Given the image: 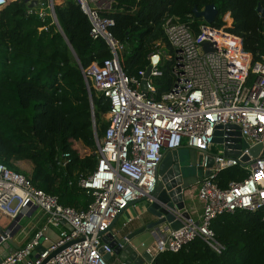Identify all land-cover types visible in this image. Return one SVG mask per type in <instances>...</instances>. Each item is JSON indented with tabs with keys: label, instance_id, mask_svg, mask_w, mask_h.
<instances>
[{
	"label": "built area",
	"instance_id": "obj_1",
	"mask_svg": "<svg viewBox=\"0 0 264 264\" xmlns=\"http://www.w3.org/2000/svg\"><path fill=\"white\" fill-rule=\"evenodd\" d=\"M14 1L0 0V10ZM55 1L47 0L46 10L27 7L26 13L41 19L49 16L54 22ZM75 1L87 16L90 37L103 39L111 53L101 65L93 62L80 68L88 94L92 89L110 107L108 126L96 142V168L78 181L93 200L85 210L64 207L56 196L35 188L29 177L0 163V212L15 219L35 208L45 215L46 226L60 229L58 240L42 253L35 250L44 240L45 228L37 230L0 264H42L67 244L45 264H111L105 255H112V248L103 239L108 234L116 237L114 228L109 230L112 222L134 202L150 203L163 152L180 149L184 144L201 154V168L209 171V176L198 183L197 197L203 203L199 219L190 218L177 230L166 228L148 247L143 243L139 247L152 257V262L157 255L177 253L196 239L221 253L224 247L211 229L213 220L239 210L264 212V55L254 61L244 51L241 38L225 31L231 24L228 13V26L217 29L203 23L198 26L199 33L193 31L192 15L186 21L166 15L161 27L168 47L174 51L173 86L156 99L152 77L161 74L166 55L161 51L163 46L157 43L148 57L150 77L145 95L141 84L146 70L140 71L138 78H130L119 63L118 54L124 46L111 33L114 20L106 15L115 0ZM37 6L45 4L38 0ZM205 43L210 44V50L204 48ZM243 143L246 148H238ZM216 144L222 150L212 154ZM258 145L261 150L255 158L250 149ZM226 152L239 154L229 157ZM244 156L248 157L245 162ZM68 158L67 153L60 155L57 165L63 167ZM232 167L245 171L246 177L221 188L216 176ZM64 224L71 230L62 227ZM126 244L135 249L127 239L120 247ZM152 262L143 259V264Z\"/></svg>",
	"mask_w": 264,
	"mask_h": 264
},
{
	"label": "trees",
	"instance_id": "obj_2",
	"mask_svg": "<svg viewBox=\"0 0 264 264\" xmlns=\"http://www.w3.org/2000/svg\"><path fill=\"white\" fill-rule=\"evenodd\" d=\"M210 4L218 12L211 26L222 28L228 13L231 24L225 31L240 37L244 51L259 60L264 55V17L257 6L264 10V0H115L106 15L114 20L111 33L124 46L118 57L125 75L138 78L159 43L168 48L170 57L160 67V76L152 77L156 99L170 91L174 51L165 41L162 20L175 15L186 21L192 15L193 31L199 33L203 23L193 9ZM54 11L63 35L51 17L27 15L24 0L0 10V163L29 177L35 188L56 196L62 206L85 210L93 199L78 181L95 170L97 145L89 96L75 56L81 68H87L93 62L101 65L111 53L103 39L90 37L87 16L75 0H62ZM91 97L100 140L108 126L102 115L110 107L92 89ZM64 153L69 154L68 162L58 166L56 160ZM24 160L33 164L28 175L15 165ZM245 177V171L232 167L220 172L216 182L225 188ZM211 229L224 247L221 253L196 239L177 253L157 255L151 264H264V212L223 214L213 220Z\"/></svg>",
	"mask_w": 264,
	"mask_h": 264
},
{
	"label": "water",
	"instance_id": "obj_3",
	"mask_svg": "<svg viewBox=\"0 0 264 264\" xmlns=\"http://www.w3.org/2000/svg\"><path fill=\"white\" fill-rule=\"evenodd\" d=\"M24 2L27 4L28 8H35L38 5V0H24ZM257 13L259 14L260 17H264V10L261 8L260 5L257 6ZM217 14H218L217 9L213 4L205 6L200 11L197 8L193 9V15L195 16V18L204 20L205 24L208 25L212 24L215 21ZM52 15L56 27L58 28L59 32L63 35L57 17L55 15L54 8H52ZM69 48L71 49L73 55L75 56L70 45ZM204 48L206 50H210V44L205 43ZM75 59L79 68H81V65L76 56ZM149 77H150V68L148 67L145 71L141 84V92L145 95L147 94V79ZM88 96H89L90 108H91V121H92L93 134L96 142H98L92 97L89 94ZM215 134H218V132H216ZM237 135L239 136L238 131H237ZM236 141L239 143L240 139H237ZM214 142H219V140L214 138ZM240 146L246 148V145L244 143L238 145V148ZM190 149L196 151V153L198 154V162L197 164H194L195 168L196 165L197 167L201 168V160H202L201 154L198 153V151L193 148ZM260 150H261V145H258L250 149V154L256 158ZM238 154H239L238 152H226V155L229 157H237ZM247 160H248L247 156H244L242 158L243 162ZM207 166L209 168L212 166V160L208 161ZM202 172H203V177L209 176V171H203L202 169ZM156 176L159 177V180L157 182L155 191L152 195V199L150 203L148 202L150 205L145 210V216L152 215L154 219L149 223H146L140 230L136 231L133 234L126 235L121 239H119L118 237H113L112 234H108L107 237L103 239L104 242L110 243L112 248V254L119 256V258L126 264H143V259L148 262H152V257L146 251H143L141 247H137L135 244H133L132 239L136 235L163 227L171 230H177L183 226L184 221L190 220L191 218L187 210L186 202L184 198V191L186 188H184L183 185V176L179 165L178 149L163 152L162 160L156 169ZM199 178L200 176L198 173L196 179H198L199 181ZM142 201L134 202L131 205H135L136 203ZM123 212L124 211H122L120 215ZM23 215L24 214L21 213L15 219L8 220L9 223L7 224V227L4 229L0 228V242H1V238L4 239L0 243V260L18 249V247L15 246L14 243L12 242V238L16 235L17 229L20 228L19 221L23 217ZM120 215L114 219L109 230H111V228H114V225L116 224ZM64 225L68 228V230H71V228L68 225L66 224ZM125 239L129 240L134 245L135 249L129 244H126L123 248H121L120 244H125ZM69 245L70 244H67L64 247H61L55 252H53L48 257V259H46L42 264H45L47 260L54 257L63 248ZM44 248L45 247L40 245L35 250V252L42 253ZM110 257L111 254L105 255V259L107 260H109ZM27 260H29V258Z\"/></svg>",
	"mask_w": 264,
	"mask_h": 264
},
{
	"label": "crops",
	"instance_id": "obj_4",
	"mask_svg": "<svg viewBox=\"0 0 264 264\" xmlns=\"http://www.w3.org/2000/svg\"><path fill=\"white\" fill-rule=\"evenodd\" d=\"M61 2L62 0L56 1L57 4ZM15 165L21 171L25 169V172L27 173H31L33 169V164L27 160L17 161L15 162ZM202 178H203V172H202ZM202 178H199V181ZM198 183L192 186L188 191L184 192V198H185L187 210L191 218L195 220L199 219L200 212L203 206V203L197 197V189L199 185ZM142 203L144 204V206H141L142 210L139 213L137 211L134 217L127 218L126 221L124 220L122 223H120L118 227L116 225V228L113 229V232L116 235V237L121 239L126 235L133 234L136 231L140 230L146 223H149L154 219L152 215L145 216V210L149 207L150 204L146 201ZM130 207L135 208L136 206L132 205ZM8 220L11 219H9L7 216L3 215L0 212V228L2 229L6 228L7 224L9 223ZM45 222H46L45 215L41 211L35 208L28 210L20 219L19 221L20 228L17 229L16 235L12 238V242L14 243V245L17 246L18 248L22 247L26 242H28L33 237L34 233L37 230L42 228H45V230H44V240L42 241L41 246L48 247L51 243L56 242L58 240L60 229L57 227L46 226ZM62 227L68 229L65 225H62ZM165 229L166 228L163 227L159 229H153L149 232L138 234L132 239V242L137 247H139L140 244L142 243L148 247L155 240L156 236L163 233V230ZM109 261L111 262V264H121V262H123L119 258V256L113 254L111 255Z\"/></svg>",
	"mask_w": 264,
	"mask_h": 264
},
{
	"label": "rangeland",
	"instance_id": "obj_5",
	"mask_svg": "<svg viewBox=\"0 0 264 264\" xmlns=\"http://www.w3.org/2000/svg\"><path fill=\"white\" fill-rule=\"evenodd\" d=\"M40 2H43L45 4L44 7H35L34 9L38 10V9H47L46 8V4H47V0H39ZM56 1H60V0H56ZM56 1L54 2V5H57ZM60 4V3H59ZM202 23H205L204 20H200ZM200 22V23H201ZM223 22L226 24L225 26H228L227 23L229 22L228 19L224 16L223 17ZM161 46V45H160ZM163 46V45H162ZM163 54L167 55L168 57H164V63L166 60L169 59L170 55H169V50L166 46L162 47ZM163 55V56H164ZM166 69H164L165 71ZM107 114L102 115L103 121L106 122L107 121ZM75 148L80 152L81 155H85L86 151H84V149L76 144ZM179 150V165H180V169H181V173L183 176V185L185 191H188V189H190L192 186H194L195 184L198 183V179H196L197 174L199 173L200 178H202V169L200 167L196 168L194 166V164H197L198 162V154L196 153V151L192 150V149H188V147H186V145H182V147ZM222 150V146L219 144L213 145L212 147V154H218V152ZM21 171V170H20ZM21 172L26 173L27 175L30 173L25 172V169H23ZM144 202V201H142ZM142 202L136 203L135 204V208L134 207H128L119 217V219L117 220L116 224L114 225V228H116L120 225V223H122L124 220L126 221L127 218L130 217H134L138 211V213L142 210L141 206H144V204ZM143 250V248H141Z\"/></svg>",
	"mask_w": 264,
	"mask_h": 264
}]
</instances>
